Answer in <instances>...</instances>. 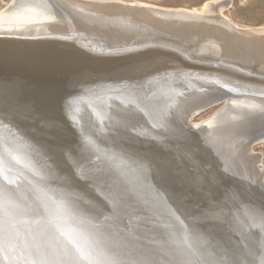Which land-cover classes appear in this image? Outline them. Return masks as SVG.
Segmentation results:
<instances>
[{
	"label": "water",
	"instance_id": "water-1",
	"mask_svg": "<svg viewBox=\"0 0 264 264\" xmlns=\"http://www.w3.org/2000/svg\"><path fill=\"white\" fill-rule=\"evenodd\" d=\"M50 2V11L61 14ZM145 21L136 18L144 26H131L85 18L75 31L83 38L66 37L61 49L178 56L190 48L186 35L204 31L193 23L157 28ZM116 76L49 90L62 130L52 141L18 137L15 126L0 129V264H264V183L254 166L213 181L203 158L170 149L157 166L169 175L157 176L155 160L147 163L158 154L148 137L181 147L200 138L173 110L180 86L125 87ZM237 87L230 90L235 98L249 92ZM259 120L247 138L264 136ZM90 133L105 137L85 143ZM187 170L194 178L183 175ZM236 181L241 191L232 192ZM254 211L261 217L248 221Z\"/></svg>",
	"mask_w": 264,
	"mask_h": 264
},
{
	"label": "bare ground",
	"instance_id": "bare-ground-1",
	"mask_svg": "<svg viewBox=\"0 0 264 264\" xmlns=\"http://www.w3.org/2000/svg\"><path fill=\"white\" fill-rule=\"evenodd\" d=\"M50 1H55L63 13H52ZM229 4L211 2L200 10H174L121 0H20L0 16V118L7 121V125L0 123V129L19 127L16 135L23 138L43 136L52 141L59 137L62 130L58 128L52 108L55 102L46 96L49 90H61L64 85L70 87L84 77L112 78L117 75L123 86L136 88L173 82L180 86L174 95L173 110L200 138L193 146L181 147V143L148 137L154 140L153 146L158 152L147 162L155 160L154 173L157 176L166 173L157 166L170 149L177 153L187 150V158L205 160L210 167L207 166L206 178L210 180L227 177L251 163L264 183L262 156L253 154L254 145L264 143V136H246L257 127L259 118L264 122V27L251 28L235 23L223 14ZM75 16L80 20H74ZM139 17L149 20L145 22L157 28L193 23L204 31L193 29V34L186 35L190 48L185 45L184 52L178 56L148 50L130 54L106 50L92 55L97 49L78 51L82 54L75 53V49L68 52L61 49V44L67 46L61 42L66 37L83 38L75 31L80 30L78 24L85 18L144 26L134 23ZM243 40H246L245 44L241 43ZM36 45L44 50L30 52ZM198 82L206 86H199L197 93L192 92ZM237 86L249 92L235 98L230 90L238 89ZM21 93H27L23 95L25 100L20 99ZM218 95L229 101L226 108L208 122H193V117L213 108L214 105L210 107L212 103L222 102ZM187 103L190 105L186 107ZM143 116L139 111L136 113L139 120ZM92 134L87 135L85 143L105 137ZM102 155L107 157L103 152ZM185 172L188 170L183 172L184 176L194 178ZM240 187L241 183L234 182L232 192L241 191ZM228 198H233L231 192ZM255 216L260 218V212L248 214L247 220H255Z\"/></svg>",
	"mask_w": 264,
	"mask_h": 264
},
{
	"label": "rangeland",
	"instance_id": "rangeland-1",
	"mask_svg": "<svg viewBox=\"0 0 264 264\" xmlns=\"http://www.w3.org/2000/svg\"><path fill=\"white\" fill-rule=\"evenodd\" d=\"M20 0H0V16L14 8ZM124 2L150 4L155 7L174 10H200L208 3H230L223 14L235 23L253 28L264 27V0H121ZM12 6V8H10ZM9 9V10H8ZM3 13V14H2ZM222 103V104H221ZM229 101L217 102L213 108L193 117V122H208L221 113ZM225 107V108H224ZM221 111L219 112V110ZM200 121V122H199ZM254 155L261 154L264 165V143L254 145ZM262 165V166H263ZM264 167V166H263Z\"/></svg>",
	"mask_w": 264,
	"mask_h": 264
}]
</instances>
